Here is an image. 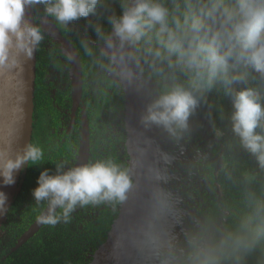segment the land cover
<instances>
[{"label":"clouds","instance_id":"1","mask_svg":"<svg viewBox=\"0 0 264 264\" xmlns=\"http://www.w3.org/2000/svg\"><path fill=\"white\" fill-rule=\"evenodd\" d=\"M99 3L0 0V76L21 72V58L30 60L44 39L40 28L26 21V8L41 4L46 15L66 26L95 14ZM120 8L119 16L108 17L110 33L99 25L95 28L105 43L100 57L108 61L105 65L101 60V66L131 81L134 73L129 61L139 55L153 75L171 81L146 106L141 116L144 127H162L180 140L189 129L199 96L221 83L231 97L232 132L264 168V96L253 88L233 87L251 70L264 89V0H173L172 7L165 0H120ZM83 47L93 56L87 41ZM14 145V133L0 130L2 186L13 185L16 171L35 166L44 157L35 144ZM66 165L59 161L55 171L45 168L32 189L36 205H46L37 216L42 224L68 222L78 207L123 204L135 188L130 167L112 160ZM154 178L164 180L159 173ZM7 202V194L0 190V215L7 211ZM172 206L171 194L154 188L142 216L116 237L114 247L129 246L154 264H243L264 242V194L255 189L245 193L244 211L239 215H207L195 220L182 237L160 227Z\"/></svg>","mask_w":264,"mask_h":264},{"label":"trees","instance_id":"2","mask_svg":"<svg viewBox=\"0 0 264 264\" xmlns=\"http://www.w3.org/2000/svg\"><path fill=\"white\" fill-rule=\"evenodd\" d=\"M104 2L109 4L110 0L100 1L98 4L100 16L97 21L91 22L88 28V32L96 36H98L95 31L97 25L104 33L111 32V25L108 22V17L111 16L110 11L117 16L121 14V9L115 12L113 6H104ZM165 3L166 6L172 7L173 0H165ZM43 7L41 4L32 6L34 16L38 9L43 10ZM41 33L44 39L38 48L34 121L37 109L43 107L39 105L51 98L45 93H40V88L38 90V86L42 84L40 75L43 69L41 68L45 67L48 62L45 45L52 44L57 49L59 48L49 36L42 31ZM101 42L104 43L103 40ZM137 58L140 66H144V59L139 55ZM247 71L249 75L233 87L237 90L253 88L261 91L264 96V89L258 80L254 79L257 74L251 70ZM143 73L148 79L159 81V91L164 88L163 80L147 69H143ZM116 86L118 89L110 93L109 88ZM102 98L103 107L110 119L118 120L119 118L125 126L126 96L118 82H113L108 88H104ZM95 109L94 103L92 105L93 117L96 113ZM232 111L231 97L227 94L223 84L218 83L210 92L199 96V105L188 121L189 129L181 139L177 141L170 136L174 143L181 144V146L192 148L196 145L199 150H205V141L197 131L198 120L205 118L212 125L215 135L221 140L223 146L221 157L225 161V166L218 174H216L215 165H207L208 173L202 179L197 178V174L198 176L202 174L199 171L200 164L189 162L186 164L187 167L185 166L187 170L184 171L183 178L171 180L173 187L172 189L170 187L168 192L181 215L177 224L178 229L175 231L177 237H182L183 232L195 220L210 214L221 215L222 209L235 210L236 215H239L244 211L245 193L250 189L264 194V168L259 166L253 155L241 147L239 138L232 132L230 121ZM259 131L258 128L257 132ZM217 132L221 134L218 136ZM129 160L127 156V160L123 162L124 166L129 165ZM35 178H32V183L23 184L24 175L22 176L19 190L0 232V264H91L95 260L97 250L109 240L113 227L120 217L123 204H99L97 208L94 205L85 206L77 222L73 221L71 215L68 222L61 221L55 226L45 225L26 245L17 252L11 253L20 237L35 223L41 209L46 208L45 204L36 205L33 199L32 189L37 186ZM216 185H219L223 191L220 202L217 199ZM243 264H264V242H261L244 258Z\"/></svg>","mask_w":264,"mask_h":264},{"label":"flooded vegetation","instance_id":"3","mask_svg":"<svg viewBox=\"0 0 264 264\" xmlns=\"http://www.w3.org/2000/svg\"><path fill=\"white\" fill-rule=\"evenodd\" d=\"M34 17H35L36 26H38L41 31H42L41 28L42 21L44 19H51L57 25L62 35L66 37L74 45L75 49L79 53L80 60L82 63L83 85H82V95L80 98V102L77 106V109L75 110L77 95H76L75 85L71 78V70L73 68L72 63L69 60V58L63 53L61 45L56 43L50 37L59 46V48L57 49V47L53 46L52 44L45 45L44 49H46L47 51L46 60H48V62L45 66L46 68L44 66H42L41 68V70L43 69L40 75L42 79L41 80L42 84L38 86V90L40 88L39 90L40 93H45L47 96L51 98L50 100L45 102L41 101L42 104L39 103L40 104L39 106H43V107L37 109L35 121L33 114V135L31 141L32 144H35L43 149L44 157L35 166H31V167H29L28 165L24 166L20 182L22 180V176L24 175L23 184H26L27 182L28 184L32 183L33 177H36L34 180L36 184L40 172L43 171L45 168L49 169L50 171H55V163L59 161H66L67 162L66 167L74 166L78 164L80 158V152H81L82 139H83V125H84L85 117L88 121L89 131H90L89 161L94 162L95 160L98 159L112 160L118 164L124 165L123 162L127 160V156H128L130 159L128 167H130L131 156L127 149L128 133H127L126 117H125V126H123L124 123L122 124L119 118L118 120L117 119L111 120L109 114H107L106 110L104 109L102 102L103 100L102 90L104 88H108L113 82H118V85H120L121 88L123 89L118 74L116 75V77H111L106 79L105 85L100 90L99 102L101 106H99L92 91V86L90 83V70L87 65L85 56L83 54L81 44L77 39L76 32H73L67 25L65 26L58 23L53 17L46 15L44 12V7L43 10L38 9ZM75 40L77 42H75ZM37 62H38V51H37ZM36 83H37V77H36ZM42 89L43 91H41ZM116 89H118V86L110 87L109 92L110 91L115 92ZM35 90H36V86H35ZM94 103H95L96 113L94 114L93 117L92 105H94ZM100 107L103 108L104 113L108 116L109 125L110 127H112L115 133L109 136L110 138H108L109 139L108 148L106 149V152L103 153L99 158H97L96 147H97V138L99 133L98 116H99ZM172 143L174 144V148H176L178 151L180 150L181 147L184 146V145L181 146V144L174 143L173 141ZM205 147H206V143H205ZM187 149L191 150L193 149V147L192 148L187 147ZM189 162H193V160L184 157L182 159H179L174 165L170 166V175L172 176L171 178L172 181L181 180L183 178V175L185 174L184 171L187 170V168L185 169V166ZM193 163L200 164L199 161L196 160ZM207 165L201 166L200 164L199 171H201L200 169L201 167L206 168ZM213 165L217 167V164L213 163ZM188 167H190V165H188ZM171 180L169 181L168 189H170V187L172 189L173 187ZM107 204L108 203H105L104 205ZM94 206L96 208L98 207V205H94ZM174 208L177 214H179L175 204H174ZM83 211H84V207L83 208L78 207L76 211L72 213V219L74 222L75 221L77 222L79 214ZM120 211H121L120 212L121 215L122 208ZM41 230L42 228L40 229V231Z\"/></svg>","mask_w":264,"mask_h":264},{"label":"water","instance_id":"4","mask_svg":"<svg viewBox=\"0 0 264 264\" xmlns=\"http://www.w3.org/2000/svg\"><path fill=\"white\" fill-rule=\"evenodd\" d=\"M26 21L33 26H36L35 17L33 14V8H26L25 11ZM42 31L51 37L56 43L61 45L63 53L69 58L72 63L71 78L75 85L76 89V103L75 110L80 102L82 95V63L80 60L79 53L75 49L74 45L62 35L57 25L51 19H44L41 23ZM105 49V43L102 44L101 50ZM37 51L33 53V56L30 60L24 61L23 69L16 75H6L0 76V130L7 128L10 132L14 133V140L16 148H22L24 144L31 143L33 135V114H34V95H35V86H36V77H37ZM129 67L134 73L133 79L129 81L127 78H124L120 75L119 79L123 86V90L126 96V123H127V133H128V142L127 149L131 156L130 169L132 171L134 156L131 152L130 145L133 141L136 133L142 128L141 116L143 112L145 113L146 105L139 106V94L140 84L143 80L148 82L149 94L148 98L151 101L150 95V81L148 79L139 64L138 58L135 57L129 61ZM129 106H131L129 108ZM129 109L132 111V121L134 122V127L132 132L129 130L128 126V115L130 114ZM89 124L84 118L83 125V139L81 145V152L78 164H84L89 162L90 157V133H89ZM24 166L14 173L15 183L10 186L0 185V190L4 191L8 196L7 211L0 215V231L7 219L10 208L14 202V199L19 190V182L21 179L22 171ZM131 195L129 194L128 200H130ZM127 200V201H128ZM126 201V202H127ZM123 203L122 213L120 218L115 223L113 230L110 234L109 240L105 245H103L95 255V260L92 264H119L120 262H110L111 258L120 255V248L114 247V240L116 237H112V233H117L118 229L124 226L126 219L129 216V212L125 213V205ZM45 224H42L36 221L29 230L20 237L16 246L12 249L11 253L17 252L25 244L29 242L39 231L43 228ZM108 249V251H105ZM116 261V260H114Z\"/></svg>","mask_w":264,"mask_h":264},{"label":"rangeland","instance_id":"5","mask_svg":"<svg viewBox=\"0 0 264 264\" xmlns=\"http://www.w3.org/2000/svg\"><path fill=\"white\" fill-rule=\"evenodd\" d=\"M108 5L113 6L115 8V12L120 11L121 9L120 0H110L109 4L104 2V6H108ZM110 12H111V15L115 14L112 11ZM99 16H100V12H99V8L97 5L95 14L89 15L87 18H80L77 21L69 23L67 26L73 32H76L77 34L76 35L77 39L79 43L81 44L83 54L85 56L87 65L90 70V83L92 86L93 94L98 102V105L101 106L99 102L100 101L99 99L100 90L105 85L107 78L116 77L117 74L115 72L109 71L107 67L101 66V60L103 61L105 65L108 62L107 57H103V58L100 57L102 42L98 36L88 32V29H87L90 27L89 24L93 22L94 20L97 21ZM85 41H87L88 46L93 49V56L91 57L85 53V50L83 47V42ZM141 68L142 70L147 69L149 72L152 73L151 69L149 68L146 62L144 63V66H141ZM158 82L159 81H156V80L150 81L151 101H153L160 92L158 89ZM166 84L170 85L171 81H164L163 86L165 87ZM148 92H149V88H148ZM98 130H99V133H98L97 147H96L97 148V158H99L103 153L106 152V149L108 148V140H109L108 138H110L109 136L115 133L112 127H110L108 116L104 113V110L102 107H100V110H99ZM197 131L198 133H200L201 137L204 139L206 143L205 150L202 149V151H199L197 149V146L194 145L191 151L190 149H187V147L184 145L178 151L176 148H174V144L171 141L169 133L166 132L164 129H163L164 139H163V145H162L163 153L162 151L159 150L160 142L154 145V151L158 153V157H160V159H158V157H156L155 155L153 156V158H157V161L162 162L163 166L165 167L163 187L167 193H169L167 189H168L169 181L172 178V176L170 175V166L174 165L179 159L187 157L193 160V162L195 160L199 161L201 166L215 163L217 164L216 174H218L221 168L225 166V161L221 157L222 150H223V146L220 142L221 140L215 135L214 129L212 128V125L210 124V122L205 118L199 119L197 123ZM164 158H165V161H164ZM200 169H201L200 172H202V174L201 176L199 175L200 177L197 174V178L202 179L204 176L207 175L208 170L204 167H201ZM216 194H217V199L220 202L223 191L219 185H216ZM125 210L128 211L129 209L125 208ZM221 212H222L221 215L225 217L236 215L235 210L222 209ZM180 218H181V215L177 214L174 208V204H173L170 213L164 218V220L161 221L160 227L165 231H171L175 234L176 229H178L177 222ZM121 259L123 258L120 257V259H115V260L116 262H120ZM142 260L143 259H141L140 263L136 262V264H154V262L148 257L145 260L143 261ZM119 264H126V263L123 261V262H120ZM129 264H135V263L129 262Z\"/></svg>","mask_w":264,"mask_h":264},{"label":"bare ground","instance_id":"6","mask_svg":"<svg viewBox=\"0 0 264 264\" xmlns=\"http://www.w3.org/2000/svg\"><path fill=\"white\" fill-rule=\"evenodd\" d=\"M140 91L141 94H139L138 105L144 107L146 102H148V104L151 103L148 98V82L145 80L140 84ZM130 107L131 106H129V108ZM129 111L130 114L128 115L127 121L130 129L129 131L132 132L134 122L132 121L131 109H129ZM163 139L164 134L162 127L152 125L151 127L145 128L144 125H142V128L136 133L131 142L130 149L134 156L132 175L135 181V188L130 193L131 198L125 205V208L129 209L128 211L125 210V213L129 212V216L123 224L124 226L122 229L119 228L117 233H112V237H117L119 234L127 232L129 226L142 216L154 188L159 186L164 189L163 180L158 182L154 177L156 173H159L164 177L165 167L162 162L157 161V158H153L154 155L158 157V153L154 151V145L160 142L159 150L162 151ZM158 159H160V157H158ZM105 251H108V249H105ZM119 253L121 255L111 258L110 262H116L112 260L120 259V257H122L123 259H121L120 262L124 261L126 264H129V262L136 264V262L140 263L141 259L145 260L147 258L146 255L138 253L135 249L129 246L121 247Z\"/></svg>","mask_w":264,"mask_h":264}]
</instances>
